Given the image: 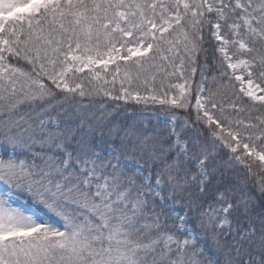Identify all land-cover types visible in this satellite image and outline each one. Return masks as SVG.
I'll list each match as a JSON object with an SVG mask.
<instances>
[{
  "label": "snow or ice",
  "instance_id": "obj_1",
  "mask_svg": "<svg viewBox=\"0 0 264 264\" xmlns=\"http://www.w3.org/2000/svg\"><path fill=\"white\" fill-rule=\"evenodd\" d=\"M262 109L264 0H0V264H264Z\"/></svg>",
  "mask_w": 264,
  "mask_h": 264
},
{
  "label": "rangeland",
  "instance_id": "obj_2",
  "mask_svg": "<svg viewBox=\"0 0 264 264\" xmlns=\"http://www.w3.org/2000/svg\"><path fill=\"white\" fill-rule=\"evenodd\" d=\"M237 74H240V73L238 72ZM199 79H200L199 72H197L195 80L198 82ZM238 83L240 84L239 81H238ZM194 87H195V85H193V88ZM245 87H246V85H245ZM95 101L97 104L104 103V101L99 100V98H96ZM193 103H194V101H193ZM126 109H131V111L128 112V111H126ZM119 112L120 113L118 114V117L120 118V116H121L122 119L125 118V120L123 122H128V119H130V120L137 121V122L139 121V122L143 123L144 125H147L148 127L163 126V124L166 120V114L163 112H159L158 106L153 107V106L149 105V106L145 107L143 105H136L134 103H129L127 105V107L125 108V106L123 105V102H121V109ZM118 121L121 122V119H119ZM18 203L24 204L25 203L24 198L21 197V199H20V201H18Z\"/></svg>",
  "mask_w": 264,
  "mask_h": 264
},
{
  "label": "trees",
  "instance_id": "obj_3",
  "mask_svg": "<svg viewBox=\"0 0 264 264\" xmlns=\"http://www.w3.org/2000/svg\"><path fill=\"white\" fill-rule=\"evenodd\" d=\"M206 47H207V45H206ZM208 55H209V66H210V71L209 72H207L206 73V75H208L209 76V78L211 77V75L215 72V69L212 67V55H213V53H212V51H211V49H209V53H208ZM201 63H203V58H201ZM174 82H176V83H181L182 81H180V80H176V81H174ZM233 84H235V86H236V91L238 92L239 91V88H240V84L238 83V81H235V80H233ZM210 86H212V87H214L213 85H211L210 84V82L208 83V84H206V87H210ZM78 100H79V98H77ZM85 99V100H84ZM83 99V101H82V103H84V104H88L89 103V99L90 98H87V97H85ZM96 99V98H95ZM104 101V103L105 104H107L108 105V107H109V110L114 106L113 105V103L111 102V101H109V100H107V99H105V100H103ZM126 111H128V112H130L131 111V109H126ZM261 111H264V109H262ZM120 113V112H119ZM119 113H117V114H115V116H114V120L115 121H118L119 119H121V122H123L124 120H125V118H121V116H120V118L118 117V114ZM177 114L178 115H184V113L182 112V111H177ZM234 115H235V113H233ZM241 117H245L246 116V113H240L239 114ZM253 115H256V113H253ZM128 118V117H127ZM132 122H134L133 120H130V119H128V122L127 123H132ZM139 122V121H138ZM141 123V122H140ZM143 124V123H142ZM150 129L151 128H154V126H151V127H149ZM224 152H226V150H224ZM224 152H222V156H223V158L224 159H226L227 157L224 155ZM46 219H48L49 221H51L52 223H57V221L55 220V218H52V219H49L47 216H46Z\"/></svg>",
  "mask_w": 264,
  "mask_h": 264
}]
</instances>
